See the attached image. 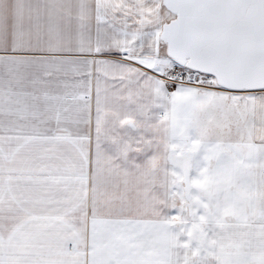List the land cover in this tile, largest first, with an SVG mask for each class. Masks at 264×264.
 <instances>
[{
    "label": "snow or ice",
    "instance_id": "obj_1",
    "mask_svg": "<svg viewBox=\"0 0 264 264\" xmlns=\"http://www.w3.org/2000/svg\"><path fill=\"white\" fill-rule=\"evenodd\" d=\"M0 264H264V0H0Z\"/></svg>",
    "mask_w": 264,
    "mask_h": 264
}]
</instances>
